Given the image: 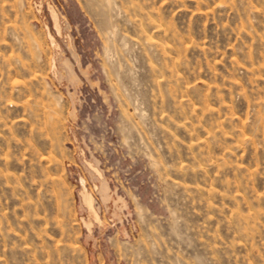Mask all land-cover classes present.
<instances>
[{
  "label": "rangeland",
  "instance_id": "obj_1",
  "mask_svg": "<svg viewBox=\"0 0 264 264\" xmlns=\"http://www.w3.org/2000/svg\"><path fill=\"white\" fill-rule=\"evenodd\" d=\"M0 264H264V0H0Z\"/></svg>",
  "mask_w": 264,
  "mask_h": 264
},
{
  "label": "bare ground",
  "instance_id": "obj_2",
  "mask_svg": "<svg viewBox=\"0 0 264 264\" xmlns=\"http://www.w3.org/2000/svg\"><path fill=\"white\" fill-rule=\"evenodd\" d=\"M85 200H87V198H85Z\"/></svg>",
  "mask_w": 264,
  "mask_h": 264
}]
</instances>
